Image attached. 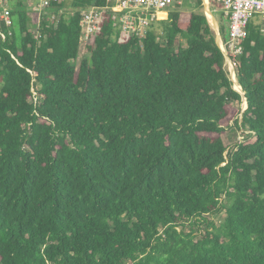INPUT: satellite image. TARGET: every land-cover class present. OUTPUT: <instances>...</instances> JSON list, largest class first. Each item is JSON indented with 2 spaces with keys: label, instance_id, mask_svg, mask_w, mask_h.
Segmentation results:
<instances>
[{
  "label": "trees",
  "instance_id": "obj_1",
  "mask_svg": "<svg viewBox=\"0 0 264 264\" xmlns=\"http://www.w3.org/2000/svg\"><path fill=\"white\" fill-rule=\"evenodd\" d=\"M107 3H52L54 27L10 0L0 19V264H264L262 23L240 92L201 11L171 8L143 36L105 11L76 66L80 11ZM230 127L248 135L228 150Z\"/></svg>",
  "mask_w": 264,
  "mask_h": 264
},
{
  "label": "built area",
  "instance_id": "obj_2",
  "mask_svg": "<svg viewBox=\"0 0 264 264\" xmlns=\"http://www.w3.org/2000/svg\"><path fill=\"white\" fill-rule=\"evenodd\" d=\"M25 5L43 17L45 16L56 27L59 14L51 9L52 3L59 4L64 0H22ZM177 0H107L104 7L91 6L80 11L81 36L80 48L85 44L92 34L99 30V24L103 19L105 11H112L118 16L119 29L127 36H143L150 24L157 20L165 19L167 11ZM220 5L221 16L229 21V38L221 40V46L226 60L231 64L230 76L236 80L237 57L243 52L242 40L246 36V26L250 19L257 18L262 23L264 30V0H215ZM202 4L210 11L209 0H202ZM209 6V7H208ZM214 11V10H212ZM0 19L6 25L11 24L10 0H0ZM218 24V23H217ZM33 30L35 37L40 35V22H36ZM49 26V25H47ZM220 27V24H218Z\"/></svg>",
  "mask_w": 264,
  "mask_h": 264
},
{
  "label": "rangeland",
  "instance_id": "obj_3",
  "mask_svg": "<svg viewBox=\"0 0 264 264\" xmlns=\"http://www.w3.org/2000/svg\"><path fill=\"white\" fill-rule=\"evenodd\" d=\"M210 7H211L210 11H208V10H206L207 6H205V4H202L201 7H198L196 5V0H178L177 5H172L170 7V9L172 8V10H173L175 8V9H179V10H183V11L193 10V11L203 12L208 18L209 24L211 25L212 30L215 34L217 43L219 44V46H221L222 38H221V35L219 33V26H218V24L221 25V22H222L221 21V11H220L219 7L216 5L214 7H212V6H210ZM212 10H214V11H212ZM211 19H213V20H211ZM11 22H12V20H11ZM35 24L36 23L29 22V28H30V31L32 33L36 27ZM180 40L183 42L182 39H180ZM87 56H88V53L86 52L85 48L84 47L80 48L79 52H78V57H77L76 61H74L75 65L78 66L80 64L81 59H83L84 57H87ZM226 67L229 71H231L233 66H231V64L226 60ZM231 78H232V75H231ZM232 80H234V79L232 78ZM234 83H236V80H234ZM243 108H245V105ZM247 135H248V132H246V131L244 132V131H240V130H235L234 128L230 127L226 130V132L224 133L222 138H223L224 144L226 145V147L229 150V149H233L234 145L237 142L244 140L247 137ZM224 216H225V212L223 211L218 216L208 215L206 217L209 218L210 220H213L214 222L218 223L224 218Z\"/></svg>",
  "mask_w": 264,
  "mask_h": 264
},
{
  "label": "bare ground",
  "instance_id": "obj_4",
  "mask_svg": "<svg viewBox=\"0 0 264 264\" xmlns=\"http://www.w3.org/2000/svg\"><path fill=\"white\" fill-rule=\"evenodd\" d=\"M211 20H213V19H211ZM214 23V22H213ZM216 24V23H215ZM213 26V25H212ZM235 88L236 89H238V90H240V87L237 85V83H235Z\"/></svg>",
  "mask_w": 264,
  "mask_h": 264
},
{
  "label": "water",
  "instance_id": "obj_5",
  "mask_svg": "<svg viewBox=\"0 0 264 264\" xmlns=\"http://www.w3.org/2000/svg\"><path fill=\"white\" fill-rule=\"evenodd\" d=\"M218 44V43H217ZM219 45V44H218ZM238 85V84H237ZM239 86V85H238ZM240 87V86H239ZM238 91H240L241 92V88H240V90H238Z\"/></svg>",
  "mask_w": 264,
  "mask_h": 264
}]
</instances>
